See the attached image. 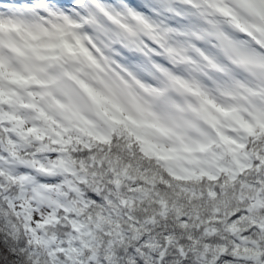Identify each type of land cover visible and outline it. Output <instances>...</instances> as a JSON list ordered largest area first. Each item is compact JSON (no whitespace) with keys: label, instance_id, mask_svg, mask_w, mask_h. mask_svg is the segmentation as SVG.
Instances as JSON below:
<instances>
[{"label":"snow or ice","instance_id":"6c2138e0","mask_svg":"<svg viewBox=\"0 0 264 264\" xmlns=\"http://www.w3.org/2000/svg\"><path fill=\"white\" fill-rule=\"evenodd\" d=\"M0 264H264V0H0Z\"/></svg>","mask_w":264,"mask_h":264}]
</instances>
